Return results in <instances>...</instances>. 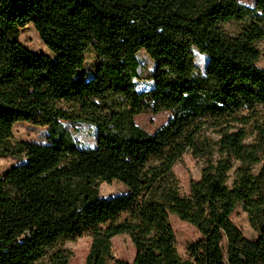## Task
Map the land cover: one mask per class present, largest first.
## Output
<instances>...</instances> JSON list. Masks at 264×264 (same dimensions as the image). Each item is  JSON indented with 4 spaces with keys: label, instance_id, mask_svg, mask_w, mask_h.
Masks as SVG:
<instances>
[{
    "label": "trees",
    "instance_id": "trees-1",
    "mask_svg": "<svg viewBox=\"0 0 264 264\" xmlns=\"http://www.w3.org/2000/svg\"><path fill=\"white\" fill-rule=\"evenodd\" d=\"M131 20L141 28L121 31ZM26 25L50 55L18 41ZM85 38L97 59L87 80ZM262 41L264 0H0V154L24 158L0 177V264H68L58 244L85 234V264H264ZM142 50L154 63L143 76ZM143 79L153 86L139 90ZM162 110L154 132L135 122ZM21 120L45 125L49 142H11ZM64 121L94 127L95 146L79 148ZM187 152L203 167L184 193L173 167ZM114 180L126 191L98 194ZM239 207L255 239L232 221ZM170 215L201 235L185 256ZM122 233L132 261L112 255Z\"/></svg>",
    "mask_w": 264,
    "mask_h": 264
},
{
    "label": "rangeland",
    "instance_id": "rangeland-1",
    "mask_svg": "<svg viewBox=\"0 0 264 264\" xmlns=\"http://www.w3.org/2000/svg\"><path fill=\"white\" fill-rule=\"evenodd\" d=\"M239 4L246 7H253L255 0H237ZM239 22H234L232 24H227L226 28L233 32L238 28ZM141 22L137 20H131L126 23L125 26L121 27L120 30L128 33H132L141 28ZM16 34L18 41L24 44L29 50L36 53H45L50 55L49 51L41 42L38 33L34 27L31 25H26L24 27L18 28V30L13 31ZM85 44L78 49V44L76 48L81 56L84 59V65L81 70L78 71V77L83 79H90L95 73L97 59L94 55V52L85 38ZM258 48L262 52L260 58L256 62L259 67L264 68V42H259L257 44ZM194 53V62L200 71L205 73V66L207 63V56L205 54L198 53L196 50ZM139 61V70L143 76L153 69V61L151 58L146 55L142 50L137 54ZM135 85L139 90L151 88L152 82L148 80H136ZM264 110V107H262ZM135 122L143 129L149 132H154L159 129L160 126L165 124L168 119L171 117L170 112L166 110L159 111V113L144 112L141 114L134 115ZM66 129L70 131L74 140L77 143L79 148H90L94 147L96 144L97 133L95 128L89 125L88 123H76L72 121L63 122ZM13 139L11 142H17L21 140H27L32 142L48 143V133L47 127L45 125L34 124L28 121H18L14 124L12 129ZM22 159H19L10 154H0V177H3L7 171L15 164L20 163ZM203 167V161L192 156L189 152L183 154L180 160L176 162L173 167L175 175L179 178L180 189L184 193L188 192L189 182L192 179H199L200 172ZM259 168V165L254 167L256 172ZM126 191L125 186L118 180H114L110 183L106 181H99L98 184V194L104 197L114 196L115 194L123 193ZM169 221L172 224V228L176 238V250L177 253L185 256L187 245L193 241L199 239L201 235L197 229L181 220L178 216L170 215ZM232 221L235 225L241 229L244 236L249 239H255L257 235V229L253 226L252 221H250L249 215L239 207L235 210L232 215ZM112 240V255L115 258H120L126 261H132L135 257V248L129 240L127 234H117ZM90 236L84 235L75 239H70L63 241L58 244L59 247L69 251L71 253V258L68 264H85L86 254L90 245Z\"/></svg>",
    "mask_w": 264,
    "mask_h": 264
}]
</instances>
